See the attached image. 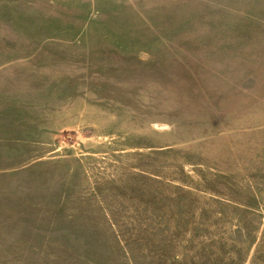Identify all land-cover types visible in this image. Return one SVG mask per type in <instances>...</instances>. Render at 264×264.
<instances>
[{
    "label": "rangeland",
    "instance_id": "1",
    "mask_svg": "<svg viewBox=\"0 0 264 264\" xmlns=\"http://www.w3.org/2000/svg\"><path fill=\"white\" fill-rule=\"evenodd\" d=\"M0 264H264V0H0Z\"/></svg>",
    "mask_w": 264,
    "mask_h": 264
},
{
    "label": "trees",
    "instance_id": "2",
    "mask_svg": "<svg viewBox=\"0 0 264 264\" xmlns=\"http://www.w3.org/2000/svg\"><path fill=\"white\" fill-rule=\"evenodd\" d=\"M2 258H9V257H2Z\"/></svg>",
    "mask_w": 264,
    "mask_h": 264
}]
</instances>
